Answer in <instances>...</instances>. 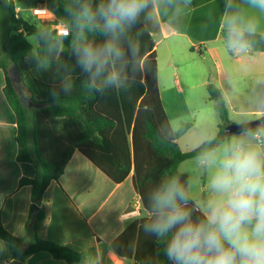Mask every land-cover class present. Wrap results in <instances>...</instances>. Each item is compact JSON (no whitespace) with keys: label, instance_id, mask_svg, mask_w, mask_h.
I'll return each mask as SVG.
<instances>
[{"label":"trees","instance_id":"16d2710c","mask_svg":"<svg viewBox=\"0 0 264 264\" xmlns=\"http://www.w3.org/2000/svg\"><path fill=\"white\" fill-rule=\"evenodd\" d=\"M57 33L52 28L29 25L16 17L13 0H0V70L6 80L4 95L17 120V161L32 164L36 172L33 178L19 180L20 188H32L26 229L33 232V242L26 245L1 221L0 240L15 246V262L47 252L67 264H88L84 252L40 236L46 219L44 193L53 181H59L73 154H82L115 184L131 176L142 208L148 212V194L161 176L176 174L181 182L187 180L180 166L195 159L203 143L188 152L181 150L178 140L191 125H184L179 132L171 125L160 95L155 41L143 23L128 33L138 54L134 59L127 57L126 83L118 89H107L104 94L90 93L84 86L88 75L76 64L71 46L56 50L62 44ZM30 36L38 39L36 49L28 41ZM105 39L95 32L90 40L100 44ZM248 39L253 53L264 52L263 35ZM122 46L127 48L126 40H122ZM14 65L22 74L21 90L10 74ZM66 82L71 83L67 92L63 90ZM207 90L209 99L216 102L220 119L216 139L224 140L229 136L225 128L231 123L226 99L214 83ZM53 92L57 94L55 99ZM198 216L199 211H194L193 217ZM145 222L147 217L132 223L113 243L114 252L138 264H171L164 255L165 241L146 233Z\"/></svg>","mask_w":264,"mask_h":264},{"label":"crops","instance_id":"0c3cea01","mask_svg":"<svg viewBox=\"0 0 264 264\" xmlns=\"http://www.w3.org/2000/svg\"><path fill=\"white\" fill-rule=\"evenodd\" d=\"M13 2L16 17L29 25L52 28L57 32L72 28L67 24L73 19L64 11L65 5L72 0H36L30 10V20L20 16L17 0ZM235 3L258 22L256 34L264 36V13L248 8L243 0H235ZM35 6L45 7L47 16H34L32 9ZM175 6L181 8L178 15L169 11L167 14L161 12L151 20L142 18L155 41L160 95L170 122L166 101H178L171 95L176 87L179 89L177 94H184V116L193 117L195 124L199 113L194 88L204 86L207 89L214 83L222 91L228 106L226 86L220 79L226 65L238 78L245 79L248 87L259 89L251 93L256 98L253 103L259 101L264 105V52L253 53L250 47L245 52H238L228 47L223 26L224 0H191L186 7L182 0H175ZM94 35L95 32L88 33L89 40ZM72 39L71 35L62 39L60 51L69 48ZM217 42H222V48L227 46L225 55L220 53L221 49L210 47ZM178 72L184 77V90ZM163 73H173L174 79L163 84ZM5 83V74L0 70V221L9 232L30 245L34 234L26 229V225L30 218L32 188H20L19 180L33 178L36 172L32 164L17 161V120L4 95ZM262 112L264 106H255L237 112L241 120L232 121L230 116L229 119L231 123L246 124L262 117ZM218 124H213L215 135ZM43 206L46 212L40 229L43 239L84 252L88 264H138L133 259L118 256L113 250L115 240L132 223L147 217L131 176L123 183L115 184L82 154L75 152L59 181H53L44 193ZM14 250V245L0 240V264H14ZM20 263L67 264L47 252L30 255Z\"/></svg>","mask_w":264,"mask_h":264},{"label":"clouds","instance_id":"9594fccd","mask_svg":"<svg viewBox=\"0 0 264 264\" xmlns=\"http://www.w3.org/2000/svg\"><path fill=\"white\" fill-rule=\"evenodd\" d=\"M182 2L184 7L191 4V0ZM243 3L264 13V0ZM174 4L175 0H97L95 4L73 0L65 5L73 28L57 35L73 37L71 52L88 75L84 86L90 93L104 94L124 86L127 57L134 59L138 54L135 42L128 38L130 29L142 18L151 20L161 12L178 15L181 8ZM224 10L228 47L247 51L248 37L256 34L258 22L235 0H224ZM93 32L106 39L92 42L87 33ZM70 89L71 83L66 82L63 90ZM52 96L55 99L57 94ZM195 160L197 178L181 182L179 175L165 173L152 188L144 231L165 241L164 255L171 264H264V126H241L238 134L219 141L214 134L208 135ZM201 175L207 176L208 195L194 200L193 190H201ZM194 211L200 216L194 218Z\"/></svg>","mask_w":264,"mask_h":264},{"label":"rangeland","instance_id":"374dc122","mask_svg":"<svg viewBox=\"0 0 264 264\" xmlns=\"http://www.w3.org/2000/svg\"><path fill=\"white\" fill-rule=\"evenodd\" d=\"M35 1L36 0H17V6L20 8V16L30 20V10L31 7L34 5ZM67 25L73 28V20ZM28 41L34 46L35 49L38 47V39L35 36L28 37ZM210 47L212 49H221L219 51L222 54L224 53V55L225 51H227L225 49L227 48V46H225V48H222V42L211 44ZM177 74L180 76V80L183 79L182 88L184 90V77L182 73L178 72ZM170 79H174L173 73H171V75H167V73L162 74L163 84L164 82ZM220 79L224 82L226 86L229 116L232 121H238L242 119V117L237 115V112L244 111L255 106H264L262 103H259V101H257V103H253V100H255L256 98H254L255 96L251 95V93L258 91L259 89L257 87H248L246 85L245 79L238 78L236 76V73L229 70L228 65H226L225 69L222 68V74L220 75ZM176 89L177 90L171 92V95L172 97L176 96L178 98V101H172V103H168L166 101V106L168 108L169 116L171 118V125L176 132H179L181 128L186 124L191 125L190 129L186 132V134L181 135L178 140V144L181 150L184 152H188L199 147L203 143L206 136L213 134L215 135L213 124L214 122L220 123V119L215 107V103L208 97L206 87H196L193 89V92L195 94V106L199 113V120L197 124H195V122L193 121V117L184 116L186 114V112L184 113V94H177L179 89L178 87H176ZM232 136L233 135H229L228 138H231ZM180 172L186 174L188 178H197L196 160L191 159L182 163L180 166ZM198 179L201 190H193L192 195L194 200L206 198L208 195V193L204 190L206 189L207 185V176L201 175L198 177Z\"/></svg>","mask_w":264,"mask_h":264},{"label":"water","instance_id":"95a60500","mask_svg":"<svg viewBox=\"0 0 264 264\" xmlns=\"http://www.w3.org/2000/svg\"><path fill=\"white\" fill-rule=\"evenodd\" d=\"M10 74H11L12 81H13L14 85L19 90H21L22 74L16 65H14L10 69ZM257 125L264 126V116L260 117L259 119L254 120V121H251L249 123H246V124L230 123L225 128V134H227V135L238 134L241 131V126L255 129L257 127ZM36 213H37V209L34 210L33 217L36 215ZM14 264H21V263L15 262Z\"/></svg>","mask_w":264,"mask_h":264},{"label":"built area","instance_id":"2783aa9c","mask_svg":"<svg viewBox=\"0 0 264 264\" xmlns=\"http://www.w3.org/2000/svg\"><path fill=\"white\" fill-rule=\"evenodd\" d=\"M32 13L34 16H37V17H44V16H47V14H48L47 9L45 7H42V6H35L32 9ZM62 31L60 30L59 32H62Z\"/></svg>","mask_w":264,"mask_h":264}]
</instances>
